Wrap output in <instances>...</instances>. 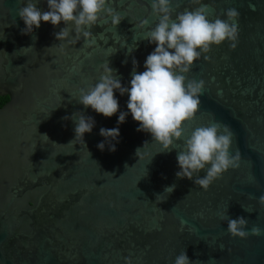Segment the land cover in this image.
I'll use <instances>...</instances> for the list:
<instances>
[{"label":"water","instance_id":"water-1","mask_svg":"<svg viewBox=\"0 0 264 264\" xmlns=\"http://www.w3.org/2000/svg\"><path fill=\"white\" fill-rule=\"evenodd\" d=\"M202 2L210 5V20L225 19L229 8L239 11L238 43L234 50L227 42L213 46L211 62L202 55L186 74L205 81L201 106L184 125V140L160 152L150 134L137 132L130 113L118 125L119 113L128 111L127 94L115 91L119 111L111 118L77 101L80 89L99 82L105 62L124 87H130L133 59L135 71L145 70L155 49L146 33L158 23L152 0H109L107 7L124 17L121 23L113 28L104 14L107 23L92 30V47L81 38L74 46L65 42V52L54 47L63 22L54 27L42 21L22 35L17 13L25 0H0V97H7L0 106V264H125L128 256L132 264H174L182 250L201 264H264V235L234 239L219 215L227 210L231 219L248 220V229H264L258 204L264 195V0ZM37 7L48 10L46 0ZM172 7L175 19L196 6L172 0ZM145 18L148 28L135 27ZM75 112L95 121L84 135L91 155L80 141L69 143L75 125L62 118ZM214 122L231 127L230 152L239 150L241 159L205 192L176 178L177 154L195 128ZM117 127L116 151H100V129ZM173 184L171 195L156 203V194Z\"/></svg>","mask_w":264,"mask_h":264},{"label":"clouds","instance_id":"clouds-1","mask_svg":"<svg viewBox=\"0 0 264 264\" xmlns=\"http://www.w3.org/2000/svg\"><path fill=\"white\" fill-rule=\"evenodd\" d=\"M38 3L39 0H25V6L18 10L17 14L25 24L21 34L31 35L34 29L40 28L42 21L50 22L54 27L63 22L66 26L54 33L55 39L61 42L59 46L54 47H58L61 52H65V42L68 46H74L81 38L84 46L92 47V30L101 23H107L104 14L111 18L113 28L124 19L114 8L107 7L109 0H46L48 10L43 12L37 7ZM190 3L196 7L178 12L173 19L172 0H152L151 15L158 17V23L154 28H149L146 39L155 45V49L146 57L143 72L135 71L138 62L133 59L134 70L131 74L130 87L122 86L115 70L105 62L102 65L99 82L87 89L79 90L78 103L105 118H111L119 111L115 91H119L121 96L127 94L128 111L119 113L118 125L125 123L130 113L132 119L139 124L137 132L150 134L152 140L161 145L160 152H171L174 142L184 140V125L191 123L200 109V97L203 95L205 81L188 80L186 74L190 73L195 62L201 60L202 55L205 61L211 62L208 53L213 46L219 47L227 42L230 50H234L238 43L237 21L240 13L237 9L225 10V19L217 16L210 20L209 4H204L202 0H190ZM211 8H214V3ZM73 26L75 37L70 38ZM148 26L147 18L135 25L139 29ZM49 115L50 113L47 116ZM62 119L72 120L75 125V139L69 143L80 141L88 151L84 135L92 132L95 126L94 119L82 112H75ZM100 135L104 137V142L97 145L98 149L104 151L107 146L110 152H115L116 143L119 142V128H101ZM234 135L229 125L220 122L195 128L177 154L180 170L175 173L176 178L178 180L186 178L193 181L196 187L208 191L210 186L230 169L239 167L241 159L239 150L234 155L230 152ZM41 136L47 137L46 134ZM47 139L49 140L48 137ZM35 149L36 147L31 155ZM139 152L140 149H137L136 155ZM88 153L91 155L89 151ZM202 170L206 173L203 177L200 176ZM175 188V184L165 186L162 194H156V203L164 202L166 199L160 197L167 193L168 198ZM253 198L249 196V199ZM258 204L264 209V195L258 198ZM241 207L249 213L252 212L250 206L241 204ZM219 215L221 220L227 221V232L234 239L264 235V229L258 225L254 224L248 229V220L244 217L231 219L227 215V210ZM124 261L125 264H132L130 256L124 257ZM174 264L201 262L190 261L186 251L182 250L175 257Z\"/></svg>","mask_w":264,"mask_h":264},{"label":"trees","instance_id":"trees-1","mask_svg":"<svg viewBox=\"0 0 264 264\" xmlns=\"http://www.w3.org/2000/svg\"><path fill=\"white\" fill-rule=\"evenodd\" d=\"M7 101V98L6 97H1L0 98V106L3 105V103H5Z\"/></svg>","mask_w":264,"mask_h":264},{"label":"flooded vegetation","instance_id":"flooded-vegetation-1","mask_svg":"<svg viewBox=\"0 0 264 264\" xmlns=\"http://www.w3.org/2000/svg\"><path fill=\"white\" fill-rule=\"evenodd\" d=\"M1 98V97H0ZM7 98V97H6Z\"/></svg>","mask_w":264,"mask_h":264}]
</instances>
